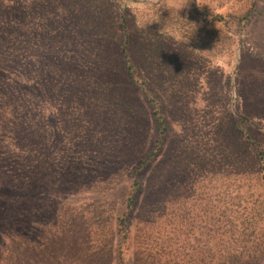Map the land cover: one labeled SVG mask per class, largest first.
I'll use <instances>...</instances> for the list:
<instances>
[{"label": "trees", "instance_id": "trees-1", "mask_svg": "<svg viewBox=\"0 0 264 264\" xmlns=\"http://www.w3.org/2000/svg\"><path fill=\"white\" fill-rule=\"evenodd\" d=\"M148 2L22 0L3 9L0 160L25 181L48 175L74 189L116 187L115 197L93 200L79 215L67 211L65 226L78 221L83 236L66 264H127L128 251L132 264L259 263L264 150L250 118L231 112V134L250 158L236 174L239 197L197 204L206 187L191 179L193 154L182 157L168 141L179 96L157 89L185 58L153 37L168 22L156 17L150 28L148 18L162 9ZM200 12L194 4L190 15L203 33L235 39L219 17L201 24ZM251 12L228 17L238 26ZM56 224L46 218L14 230L35 250L37 240L54 239Z\"/></svg>", "mask_w": 264, "mask_h": 264}, {"label": "rangeland", "instance_id": "rangeland-1", "mask_svg": "<svg viewBox=\"0 0 264 264\" xmlns=\"http://www.w3.org/2000/svg\"><path fill=\"white\" fill-rule=\"evenodd\" d=\"M21 1L0 0L1 23L3 9L11 12ZM155 2L162 10L156 16L151 14L148 26L154 28L151 20L156 17L168 23L153 37L174 44L176 53L185 58L183 63L178 60L172 78L164 76L165 83L160 79L157 88L179 96L177 103L173 102L177 112L171 117L168 141L175 142L182 157L190 159L193 154L191 179H201L197 183L206 187L204 196L196 200L198 205L223 200L229 194L239 197L238 181L243 177L236 174L243 173L244 162L250 158L231 134L230 113L250 118L252 138L256 147L264 150V0H149L148 4ZM194 4L201 11V24L219 17L235 39L223 32L203 33L190 15ZM248 9L252 10L250 21L234 26L228 15ZM249 155L253 156L251 147ZM122 181L125 183V178ZM74 188L48 175L22 180L0 160V264H66L68 254L77 249L83 236L77 233L78 221L65 226L67 211L79 215L93 200L116 196V187L104 193ZM46 218L57 222L55 237L47 244L37 240L32 250L28 235L14 227ZM126 256L127 264H132L129 251ZM256 264H264V258Z\"/></svg>", "mask_w": 264, "mask_h": 264}]
</instances>
